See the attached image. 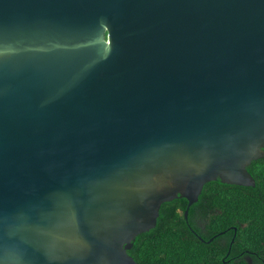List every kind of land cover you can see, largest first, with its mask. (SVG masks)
Masks as SVG:
<instances>
[{"label": "water", "instance_id": "obj_1", "mask_svg": "<svg viewBox=\"0 0 264 264\" xmlns=\"http://www.w3.org/2000/svg\"><path fill=\"white\" fill-rule=\"evenodd\" d=\"M263 155L264 0H0V264H138Z\"/></svg>", "mask_w": 264, "mask_h": 264}, {"label": "trees", "instance_id": "obj_2", "mask_svg": "<svg viewBox=\"0 0 264 264\" xmlns=\"http://www.w3.org/2000/svg\"><path fill=\"white\" fill-rule=\"evenodd\" d=\"M247 170L254 185L209 181L187 218L185 198L162 203L128 253L138 264H264V155Z\"/></svg>", "mask_w": 264, "mask_h": 264}]
</instances>
